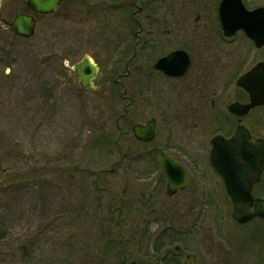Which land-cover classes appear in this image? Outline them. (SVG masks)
<instances>
[{"label":"rangeland","instance_id":"rangeland-1","mask_svg":"<svg viewBox=\"0 0 264 264\" xmlns=\"http://www.w3.org/2000/svg\"><path fill=\"white\" fill-rule=\"evenodd\" d=\"M61 17L44 19L32 41L0 30V264H158L153 245L172 240L174 248L183 239L209 252L214 264L218 258V264H264V221L237 225L223 190L212 189L210 173L204 174V204L158 205L162 223L142 214L148 199L141 196L158 178L152 173L155 158L151 147L136 144L128 133L118 149L123 109L128 107L125 126L156 118L158 141L172 135L173 146L183 142L202 166L206 161L192 155L207 154L209 138L200 126L207 116L193 109V100L188 108L180 94L160 91L162 82L145 75L140 85L149 93L138 94L132 62L126 68L132 33L124 59L116 53L115 43L129 33L127 20H107L94 10L80 27ZM140 19L148 23L144 15ZM44 38L58 39L60 73H47L43 63L51 56L39 51ZM87 38L89 45L78 47L101 66L95 90L83 89L70 72L79 59L72 55L73 39ZM238 57L227 54V61L222 57L215 65L224 73ZM125 73L130 75L118 77ZM123 91L129 99L121 98ZM163 227L171 237L166 232L153 243Z\"/></svg>","mask_w":264,"mask_h":264},{"label":"flooded vegetation","instance_id":"flooded-vegetation-1","mask_svg":"<svg viewBox=\"0 0 264 264\" xmlns=\"http://www.w3.org/2000/svg\"><path fill=\"white\" fill-rule=\"evenodd\" d=\"M30 3L31 0H2L0 30L7 31L15 39L32 41L38 35L44 19L58 13H62L61 19L79 21L80 27L88 24L85 22L94 10L105 13L107 20L112 18L117 23L118 19L127 20L130 25L126 30L129 29V33L126 32L124 38L115 43L116 53L121 60L124 59L126 52L124 46L128 44V34L132 33L133 54L131 60L126 62V68L130 69L132 62L134 75L138 76L136 87L138 94H144L142 93L144 89L149 93V90L140 85L145 82L143 81L145 75L152 79L151 82L153 80L162 82L160 91L180 94L178 100L183 98L188 108L194 103L193 109L199 113L203 111L207 116L200 125L209 138L207 154L203 157L192 155L193 158L199 157L206 161V166H202L200 160L190 159L183 142L180 148L173 146L172 135L162 142L158 141L156 118L135 123L130 128L125 126L123 115H127L128 107L123 109V114L116 124L118 149L121 148V139L128 133L136 144L151 147L149 152L155 158L152 173L158 178L156 181L154 179L155 182L148 195L144 193L141 196L143 198L147 196L148 208L141 210L142 214L149 217L151 223L152 221L162 223L158 222L157 218L159 215L163 216L164 209L162 211L157 209L158 205L171 204L175 200L204 204V186H209L207 176L205 177L207 182H203L206 173H210L214 180L212 189L215 191L222 189L223 195L232 204L224 180L210 161L211 141L216 137L221 138L223 142H231L234 155L238 158L240 154L248 152V186L251 187L253 198L251 211H255L258 200L264 201V69H262L264 68V0H62L61 5L51 15L36 13ZM162 13L165 16L161 17ZM20 14L35 18L34 38L17 37L9 30V24ZM141 15L148 19V23L142 22ZM243 19L246 30L241 27ZM233 30L235 32L229 36L227 33H232ZM43 42L45 43H42L39 51L51 56V62L43 63H48L47 73H60L58 39L44 38ZM82 45H89L88 38L80 41L73 39L72 55L79 59L72 65L71 73L75 74L76 66L86 58H90L78 47ZM235 52L239 53V61L236 62L238 58L231 60L227 70L222 73L223 71L221 72L215 64L220 62V59L223 62L222 57L226 59L227 54L230 58ZM170 55L172 58L166 67L167 70L156 67L159 60ZM212 55L213 58H210ZM93 62L99 67L98 73H101V66L94 60ZM116 71L117 69H111L108 73ZM129 75L130 73H125L118 77ZM243 78H245L244 86L240 84ZM115 82L123 88L119 79L116 78ZM141 87L143 89L139 91ZM152 91L156 90L152 89ZM121 98L123 100L128 98L126 91L122 92ZM191 100L193 103H189ZM152 120H155L154 139L149 142L137 140L134 137L133 126L136 124L146 126ZM184 136L189 137L185 134ZM158 150L185 169L188 183L184 189L170 193L168 177L160 166ZM120 160L124 161V156H121ZM240 160L238 162L242 165L243 160L241 158ZM184 193L189 194L184 198L182 197ZM254 220L264 221V218L255 217L252 221ZM166 232H168L167 238H170L169 228L163 227L155 236L156 241L153 243L157 242L160 234ZM175 242L170 240L158 248L153 245L152 251L154 250L156 263L214 264V258L208 260L209 252L203 251L201 247L190 246L183 239V246L177 245L173 248ZM219 252L216 251V257L219 256ZM219 261L218 258L217 264Z\"/></svg>","mask_w":264,"mask_h":264},{"label":"water","instance_id":"water-1","mask_svg":"<svg viewBox=\"0 0 264 264\" xmlns=\"http://www.w3.org/2000/svg\"><path fill=\"white\" fill-rule=\"evenodd\" d=\"M1 2V0H0ZM62 0H31V6L37 13L51 15L60 6ZM242 28L245 29V19L242 20ZM35 19L29 15H18L14 18L10 30L18 36L32 38L35 35ZM246 30V29H245ZM227 32V29H225ZM227 33L229 36L233 34ZM172 55L159 60L157 68L166 69ZM76 75L80 85L84 88H96L93 81L98 76L99 68L94 65L90 59L86 58L81 64L76 66ZM264 69V68H262ZM261 70V69H259ZM244 79L241 85L244 86ZM133 133L138 140L149 142L155 136V120L149 121L146 126L135 125ZM211 164L224 180L226 191L233 204V219L239 224H246L254 217L264 218V201L256 202L255 211H251L253 198L251 196V187L248 186V152L240 154L239 158L234 155L231 142H223L221 138L216 137L212 140ZM160 165L164 174L168 177L170 193L176 190L184 189L188 183L185 169L165 156L159 150ZM240 158L243 164L238 161ZM241 161V160H240ZM242 162V161H241Z\"/></svg>","mask_w":264,"mask_h":264}]
</instances>
